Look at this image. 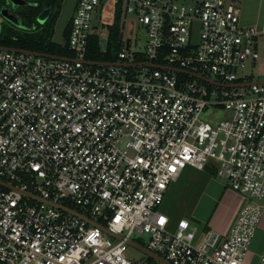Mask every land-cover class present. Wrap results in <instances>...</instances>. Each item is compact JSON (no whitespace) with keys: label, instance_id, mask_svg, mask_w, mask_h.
Returning a JSON list of instances; mask_svg holds the SVG:
<instances>
[{"label":"built area","instance_id":"built-area-1","mask_svg":"<svg viewBox=\"0 0 264 264\" xmlns=\"http://www.w3.org/2000/svg\"><path fill=\"white\" fill-rule=\"evenodd\" d=\"M110 1L76 0L73 58L0 49V182L14 187L0 186V264H144L126 256L136 235L170 264H248L264 204L246 200L228 234L160 208L187 167L214 162L242 198L264 199V84L227 87L250 82L237 71L260 59L264 36L242 24L243 0H116L146 46L127 40L117 61L92 66ZM209 107L231 117L213 126L201 119Z\"/></svg>","mask_w":264,"mask_h":264},{"label":"rangeland","instance_id":"rangeland-1","mask_svg":"<svg viewBox=\"0 0 264 264\" xmlns=\"http://www.w3.org/2000/svg\"><path fill=\"white\" fill-rule=\"evenodd\" d=\"M179 4H194L195 0H174ZM9 2V0H8ZM10 3V2H9ZM76 0H65L64 1V12L65 14L60 17L57 24L54 40L57 43H65V38L63 37V30L67 24L68 13H71L69 17H72ZM68 4L70 7H68ZM74 4V6H73ZM116 0H111L110 3L105 5V7L96 14V25L98 29L95 31V36L100 40L101 48H106L110 39V34L112 29L116 26L117 17L121 19L118 24V29L122 37V49L125 47L127 40L131 41V51H143L146 46L147 34L144 29L139 27L137 23L134 22L133 15L126 14L122 11V8L116 7ZM73 7V8H72ZM10 10V5L5 0H0V37L6 36L7 30L9 28L16 30L22 34L30 31L27 25H23L21 22L19 26L12 24L7 21L3 13ZM42 15V14H41ZM197 32V37H198ZM198 38L195 37V41ZM136 43V44H135ZM264 41L260 46V59L254 63L250 64L244 70H238L237 74L239 77H243L249 81H262L264 80ZM210 78L217 80L215 76L208 75ZM231 117V114L227 110L215 109L209 107L203 114L201 119L211 123L213 126L218 125L220 122L227 120ZM218 163L214 162L210 167V170L205 172H200L192 167H187L183 172L180 179L171 185L169 188L163 205L161 206V211L167 214L173 223L178 222L180 219H186L190 222L192 227H196L202 230L205 226L203 221L208 218L211 214L212 221L221 219V203L224 198H220V194L224 192H234L227 182V180L218 177ZM236 193V192H235ZM238 194V193H236ZM215 195L216 197L213 198ZM239 195V194H238ZM243 199L249 200L252 203L264 204L263 200L251 199L249 195H244ZM76 210H80L73 207ZM201 215L205 216L208 214L207 218H201ZM98 220V219H96ZM134 241L142 246L148 245L147 236H134ZM250 259L248 264H257L259 256L264 251V230H259L257 232L256 238L254 239L250 247ZM126 256L132 261H142L144 264H157L154 261H150L149 258L137 250L134 247L127 246Z\"/></svg>","mask_w":264,"mask_h":264},{"label":"trees","instance_id":"trees-1","mask_svg":"<svg viewBox=\"0 0 264 264\" xmlns=\"http://www.w3.org/2000/svg\"><path fill=\"white\" fill-rule=\"evenodd\" d=\"M8 3V0H5ZM29 4L22 13L19 19L23 25H27L30 31L20 33L9 28L6 36L0 37V47L18 49L30 52H36L51 56L73 58L74 54L68 48V40L70 36V25L65 28L64 45L54 42V35L57 23L61 17L65 0H24ZM50 10V16L44 24L38 22V17L45 11ZM120 22L119 16L116 20V26L112 29L110 39L107 46V51L102 52L100 40L93 36L90 38L89 51L87 60L93 62H115L118 54L122 50V37L118 29ZM252 82V81H250ZM206 228V226H205ZM150 261H153L149 258Z\"/></svg>","mask_w":264,"mask_h":264},{"label":"crops","instance_id":"crops-1","mask_svg":"<svg viewBox=\"0 0 264 264\" xmlns=\"http://www.w3.org/2000/svg\"><path fill=\"white\" fill-rule=\"evenodd\" d=\"M73 6H74V4H73ZM68 7H70L69 4H68ZM63 10H62L61 17H62V15L65 14V12ZM71 11L72 10H70L68 13L67 21L70 20L69 15H70ZM241 21H242V24L244 26L253 27V28L257 29L264 36V0H243L242 1V11H241ZM67 24H68V22H67ZM67 24L64 27L63 34H64V31H65ZM63 37H64V35H63ZM54 42H56V41L54 40ZM57 44H60V43H57ZM60 45H64V43L60 44ZM211 196H213V198L216 197L215 195H211ZM222 198H224V199L221 203V209L222 210L220 212L221 213V219L220 220L217 219V220L212 221L213 215L210 214L208 216V214H207L205 216V214L201 215V214H203L201 212H200V217L201 218H204V217L207 218V216H208V218L203 221L204 226L212 228L214 230H217L223 234H228L230 232L232 226L234 225L236 218L238 216V213L245 203V200L240 195L236 194L235 192H233V193L232 192L231 193L226 192L225 193L224 190H223L222 194H220V198L218 199V201Z\"/></svg>","mask_w":264,"mask_h":264},{"label":"water","instance_id":"water-1","mask_svg":"<svg viewBox=\"0 0 264 264\" xmlns=\"http://www.w3.org/2000/svg\"><path fill=\"white\" fill-rule=\"evenodd\" d=\"M9 2L13 5V6H20V5H25L26 2L24 0H9ZM49 14H50V11L49 10H46L42 13V15L39 16L38 18V22L40 24H44L46 22V20L48 19L49 17ZM3 16L4 18L11 22L12 24L16 25V26H19L20 25V20L19 18H17V16H15L14 14H10L9 11H5L3 13ZM0 49H3V50H7V51H11V52H16V53H26V54H32V55H36V56H41V57H45V58H50V59H66V58H62V57H56V56H51V55H46V54H41V53H36V52H30V51H24V50H18V49H11V48H4V47H0ZM89 65H92V66H105L107 65L106 63H89L87 62ZM145 66L147 67H154L152 64H145ZM170 71H173V72H179V73H184L183 71H180V70H175V69H169ZM201 80L209 83V84H215L217 85L214 81L212 80H209V79H205V78H201ZM264 84V80L262 81H252V82H249V83H246V84H242V85H235V86H227V87H230V88H248V87H251V86H257V85H262ZM0 186H3V187H6L8 189H14L13 186H9V185H6V184H3L0 182ZM25 196H28V197H31L29 196L28 194H25ZM34 198V197H32ZM36 201H40L39 199L37 198H34ZM54 207L66 212V213H69L71 215H74L76 217H79L80 219L88 222V224H90L91 226H94V227H99L100 229H102L104 232L110 234L112 237L116 238V239H121V237L119 236H116L112 233H109V231L104 228L103 226H100L99 224H97L96 222H93L92 220L88 219L86 216L80 214L79 212H76V211H73L69 208H66L64 206H60V205H53ZM128 245L131 246V247H134L136 248L137 250H139L140 252H142L143 254H145L148 258L152 259L154 262L158 263V264H170L168 261H166L165 259H163L162 257L154 254L153 252H151L150 250H148L146 247L140 245L139 243L133 241V240H129L128 241Z\"/></svg>","mask_w":264,"mask_h":264},{"label":"flooded vegetation","instance_id":"flooded-vegetation-1","mask_svg":"<svg viewBox=\"0 0 264 264\" xmlns=\"http://www.w3.org/2000/svg\"><path fill=\"white\" fill-rule=\"evenodd\" d=\"M8 4L10 5V10L9 13L10 14H14L15 16H17V18H19L18 15H20V13H22V11L26 10L25 8L29 6L28 3H26L25 5H20V6H13L11 3L8 2ZM46 11V10H45ZM50 11V10H49ZM51 13V11H50ZM50 16V14H49ZM39 18V17H38ZM49 18V17H48ZM20 20V19H19Z\"/></svg>","mask_w":264,"mask_h":264}]
</instances>
